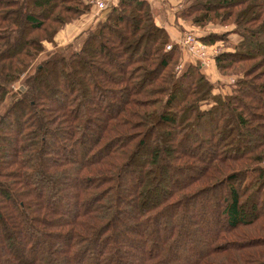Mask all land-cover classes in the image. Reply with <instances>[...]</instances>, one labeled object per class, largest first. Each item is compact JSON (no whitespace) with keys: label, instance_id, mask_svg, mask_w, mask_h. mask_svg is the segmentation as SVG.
<instances>
[{"label":"trees","instance_id":"obj_1","mask_svg":"<svg viewBox=\"0 0 264 264\" xmlns=\"http://www.w3.org/2000/svg\"><path fill=\"white\" fill-rule=\"evenodd\" d=\"M183 1L198 31L237 34L213 56L237 77L225 94L181 66L147 0H118L32 73L94 5L0 0V264H264V0Z\"/></svg>","mask_w":264,"mask_h":264},{"label":"rangeland","instance_id":"obj_2","mask_svg":"<svg viewBox=\"0 0 264 264\" xmlns=\"http://www.w3.org/2000/svg\"><path fill=\"white\" fill-rule=\"evenodd\" d=\"M179 3L181 4L180 8H182L184 6V1L181 0V1H179ZM176 6H178V5H176ZM210 31L216 32L217 34H223L224 32H226L225 33V37H224L226 41L225 40L217 41L214 44H212V47H210L209 50H208V58H206V59L212 58V56L215 55V53H217L219 51H224V49H231L230 43H236L238 41L237 34L233 31V26L230 25V24L218 25V24L208 23V25H205L204 27H200L199 31L196 32L197 33L196 35H197V37H199L200 35L207 34ZM56 34L54 35L53 41L51 43L43 42V45L45 46V49H44V51L40 52L37 55V58L34 60V63L29 68V72L30 73H32L35 70L37 65L40 62H42L43 59H45L47 57V54L50 53L51 51H53V50L65 51L68 48L70 50L77 49V47L80 46L79 44H80V41H81V39L83 37V35L81 33H79L78 35L74 36L70 41H67L64 44H60V43H58L55 40ZM185 52L188 55L187 56L188 60H190L191 62H195V61L200 62V67H201V62L202 61L199 58H197V56L192 55L191 53L187 52V50H185ZM188 60L185 61V63L181 64V66L183 67V66L186 65V63H189ZM203 69H202L203 72L206 73V76L209 78V80H211L214 83V85L216 86V88L220 92H222L223 94H225V92H229L230 91V89L228 88V85L229 84L232 85L234 83V80L237 79L236 76H231V75L222 76V75H220L216 69H212L211 65H210V67L205 66ZM26 74L27 73L23 74V77L13 84V86H14L13 88H14V90L16 92H18V89H19L20 86H23V80L26 77ZM214 91H216V89ZM168 173L169 172H167V176L169 175ZM167 176H165L164 180H158L155 183V185H154L156 187L155 189L159 190V189H161L163 187H167L168 186L167 185V182H168ZM172 177L174 179L175 178L177 179L178 175H173ZM155 180H156V178L154 179V181ZM211 228H213L212 224H211L209 229H211ZM190 253L191 252L188 250L187 254H190ZM190 257H192V256H190Z\"/></svg>","mask_w":264,"mask_h":264},{"label":"crops","instance_id":"obj_3","mask_svg":"<svg viewBox=\"0 0 264 264\" xmlns=\"http://www.w3.org/2000/svg\"><path fill=\"white\" fill-rule=\"evenodd\" d=\"M117 1L118 0H112L111 5L116 4ZM147 1L152 7V12L155 15L156 23L160 26L167 28L172 41L180 43V39L185 31H192L193 33L197 34V28L190 26L188 21L177 17V11H179L181 7L179 1L181 0ZM108 10L109 9L99 11L95 6L92 7L88 12L80 14L78 18L74 19L71 23L66 24L65 27L60 29L59 32L56 34L55 40L60 44H64L65 42L70 41L74 36L78 35L79 33L82 34L84 31H86V29L92 28L97 22L105 20ZM210 47H212V45ZM213 56L210 59L201 60L202 69L205 66L210 67V65L212 69H214ZM183 59H187L186 55Z\"/></svg>","mask_w":264,"mask_h":264},{"label":"built area","instance_id":"obj_4","mask_svg":"<svg viewBox=\"0 0 264 264\" xmlns=\"http://www.w3.org/2000/svg\"><path fill=\"white\" fill-rule=\"evenodd\" d=\"M91 5H94L99 11L109 9L112 0H86ZM182 47L194 56H197L200 60L208 58V50L210 46H207L204 42L198 39L197 35L192 31H185L180 39Z\"/></svg>","mask_w":264,"mask_h":264},{"label":"water","instance_id":"obj_5","mask_svg":"<svg viewBox=\"0 0 264 264\" xmlns=\"http://www.w3.org/2000/svg\"><path fill=\"white\" fill-rule=\"evenodd\" d=\"M22 92H24V88H23V86H20L18 89V93L21 94Z\"/></svg>","mask_w":264,"mask_h":264}]
</instances>
